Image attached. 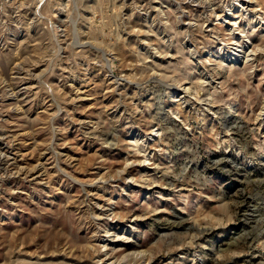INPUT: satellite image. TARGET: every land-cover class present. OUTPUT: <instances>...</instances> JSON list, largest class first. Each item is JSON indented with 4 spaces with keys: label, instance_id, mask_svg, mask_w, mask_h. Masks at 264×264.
I'll return each instance as SVG.
<instances>
[{
    "label": "rangeland",
    "instance_id": "obj_1",
    "mask_svg": "<svg viewBox=\"0 0 264 264\" xmlns=\"http://www.w3.org/2000/svg\"><path fill=\"white\" fill-rule=\"evenodd\" d=\"M262 49L264 0H0V264H264Z\"/></svg>",
    "mask_w": 264,
    "mask_h": 264
},
{
    "label": "bare ground",
    "instance_id": "obj_2",
    "mask_svg": "<svg viewBox=\"0 0 264 264\" xmlns=\"http://www.w3.org/2000/svg\"><path fill=\"white\" fill-rule=\"evenodd\" d=\"M250 1V0H249ZM259 1V0H258ZM246 4V3H245ZM260 4V3H259ZM260 6H262V5H260ZM259 6V7H260ZM258 7V8H259ZM246 10V9H245ZM263 10V9H262ZM231 11V10H230ZM261 11V10H260ZM263 15V14H262ZM260 16V15H259ZM262 18V17H261ZM260 18V19H261ZM263 22V21H262ZM226 23H227V25H228V28H230V31H232L233 32V30H235L233 27L234 26H237V24H239V23H237V22H230L229 20L228 21H226ZM233 26V27H232ZM227 27V26H226ZM239 27V26H238ZM243 28V27H242ZM227 31V30H226ZM238 32V31H237ZM243 32V34H244V31H242ZM230 33V32H229ZM235 33V32H234ZM251 33V32H250ZM233 34V33H232ZM239 34V33H238ZM241 34V33H240ZM226 36V35H225ZM232 36V35H231ZM244 37H247V36H244ZM232 39H233V41L231 42V43H229V44H227V43H225V44H223L222 46H221V48L219 49V51L218 52H220L221 54H223V52L226 50L227 52V55L226 56H224L225 58H223L222 56L220 57L221 58V63H223V61H231V63H238V61L240 60V59H242V58H240V56H236V57H233L234 56V53H233V51H236V49H238L239 51H236V52H238V54L239 53H245L246 55H245V57H244V65L245 66H247L249 63H250V61H252V60H249L248 58H249V56H251V55H254L256 52H255V49H252V50H250V51H248V49L250 48V47H252L251 45L253 44V43H249V42H243V41H240V39H236V37L234 36V34H233V37H232ZM231 39V40H232ZM251 39V37H247V40L249 41ZM222 40V39H221ZM230 40V41H231ZM228 41V40H227ZM230 47V48H229ZM256 47V46H255ZM236 48V49H235ZM251 49V48H250ZM263 50V52H264V49H262ZM259 51V50H258ZM218 52H216V54H218ZM255 52V53H254ZM225 53V54H226ZM212 55V54H211ZM262 56V55H261ZM253 58V57H252ZM251 58V59H252ZM264 58V57H263ZM240 62V61H239ZM186 89V88H185ZM190 90V89H189ZM188 91V90H187ZM263 103H262V107H261V110H260V112H259V114H258V116L259 117H261V119H264V100L262 101ZM257 116V117H258ZM257 117H256V120H257ZM218 137V136H217ZM133 145H137V140H134L133 142H131ZM229 146V145H228ZM230 147V146H229ZM147 154V153H146ZM140 155V154H139ZM145 160H146V157L144 158ZM144 161V160H143ZM144 163V162H143ZM148 178V177H147ZM148 180V179H147ZM138 185V184H137ZM151 184L150 183H148L147 185H145L146 187H149ZM154 185V184H153ZM112 210V209H111ZM103 211V210H102ZM112 213V212H111ZM115 213V212H114ZM246 220V222H249L248 220H251V219H249L248 217H247V219H245ZM252 221V220H251ZM249 223H251V222H249ZM255 231V230H254ZM192 240V239H191ZM101 243H102V248H104L105 249V252L103 253V255H101V256H98L97 257V260L94 262V264H107V261L108 260H106V258L108 257L107 255H108V251H106L107 250V246H108V244H106V243H103V241H101ZM122 248V247H121ZM119 249V248H118ZM111 251H110V258H111V256L114 254V252H115V249H110ZM135 254H139V255H142L143 257L145 256L144 255V252H142V251H139V252H137V253H135ZM121 255V254H120ZM127 255V254H126ZM129 255V254H128ZM114 256V255H113ZM113 256H112V258L111 259H113ZM116 256V255H115ZM114 256V257H115ZM138 256V255H137ZM137 256H135V257H137ZM123 257H125V256H123ZM110 258H109V260H110ZM141 259V258H140ZM144 259H145V257H144ZM116 260V259H115ZM145 260H147V259H145ZM119 263V262H118ZM115 264V263H114ZM149 264V263H148Z\"/></svg>",
    "mask_w": 264,
    "mask_h": 264
}]
</instances>
